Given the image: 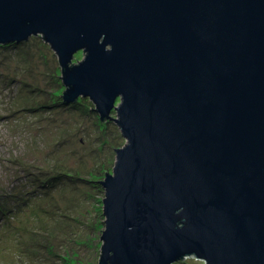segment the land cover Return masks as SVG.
I'll return each instance as SVG.
<instances>
[{"label": "water", "instance_id": "95a60500", "mask_svg": "<svg viewBox=\"0 0 264 264\" xmlns=\"http://www.w3.org/2000/svg\"><path fill=\"white\" fill-rule=\"evenodd\" d=\"M32 35L125 139L97 264H264V0H0Z\"/></svg>", "mask_w": 264, "mask_h": 264}, {"label": "rangeland", "instance_id": "374dc122", "mask_svg": "<svg viewBox=\"0 0 264 264\" xmlns=\"http://www.w3.org/2000/svg\"><path fill=\"white\" fill-rule=\"evenodd\" d=\"M0 46V264H97L99 180L125 144L116 111L102 121L88 97L63 102L58 57L40 35Z\"/></svg>", "mask_w": 264, "mask_h": 264}, {"label": "trees", "instance_id": "16d2710c", "mask_svg": "<svg viewBox=\"0 0 264 264\" xmlns=\"http://www.w3.org/2000/svg\"><path fill=\"white\" fill-rule=\"evenodd\" d=\"M41 37V36H40ZM42 38V37H41ZM11 44H13V43H10V44H5V47H7L8 45H11ZM1 47V46H0ZM62 79V78H61ZM63 83V82H62ZM62 98V97H61ZM64 102V101H63ZM74 104H79L80 102H79V99H76L74 102H73ZM72 104V103H71ZM91 106H93L92 105V103H90V107ZM92 110H93V108H92ZM101 119V118H100ZM109 118H105L104 119V121H106V120H108ZM102 120V119H101ZM103 121V120H102ZM116 148H118L117 146H115V148H114V150L116 149ZM106 173V172H105ZM107 174V173H106ZM99 183H100V181H99Z\"/></svg>", "mask_w": 264, "mask_h": 264}, {"label": "bare ground", "instance_id": "6f19581e", "mask_svg": "<svg viewBox=\"0 0 264 264\" xmlns=\"http://www.w3.org/2000/svg\"><path fill=\"white\" fill-rule=\"evenodd\" d=\"M23 41H25V40H23ZM23 41H22V42H23ZM19 44H21V42H19ZM71 103H72V102H71ZM71 103H68V105L72 106L73 103H72V104H71ZM76 105H77V104H76Z\"/></svg>", "mask_w": 264, "mask_h": 264}]
</instances>
